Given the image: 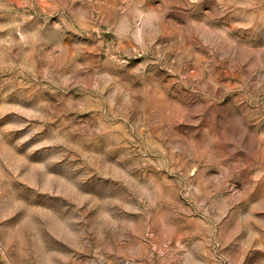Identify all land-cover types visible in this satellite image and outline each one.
I'll use <instances>...</instances> for the list:
<instances>
[{
	"label": "rangeland",
	"instance_id": "374dc122",
	"mask_svg": "<svg viewBox=\"0 0 264 264\" xmlns=\"http://www.w3.org/2000/svg\"><path fill=\"white\" fill-rule=\"evenodd\" d=\"M0 264H264V0H0Z\"/></svg>",
	"mask_w": 264,
	"mask_h": 264
}]
</instances>
